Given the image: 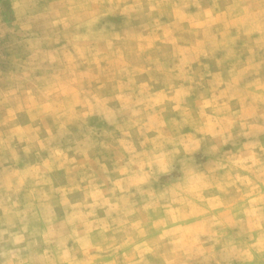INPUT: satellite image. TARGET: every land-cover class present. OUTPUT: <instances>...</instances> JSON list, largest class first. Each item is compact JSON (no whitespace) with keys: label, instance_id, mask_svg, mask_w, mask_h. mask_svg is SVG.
<instances>
[{"label":"clouds","instance_id":"clouds-1","mask_svg":"<svg viewBox=\"0 0 264 264\" xmlns=\"http://www.w3.org/2000/svg\"><path fill=\"white\" fill-rule=\"evenodd\" d=\"M0 264H264V0H0Z\"/></svg>","mask_w":264,"mask_h":264}]
</instances>
